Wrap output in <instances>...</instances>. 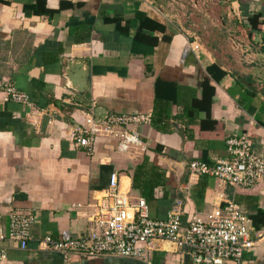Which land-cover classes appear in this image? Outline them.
Masks as SVG:
<instances>
[{
  "label": "crops",
  "instance_id": "1",
  "mask_svg": "<svg viewBox=\"0 0 264 264\" xmlns=\"http://www.w3.org/2000/svg\"><path fill=\"white\" fill-rule=\"evenodd\" d=\"M0 79L29 97L0 94V216L4 225L11 209L35 218L27 248L9 244L5 264H192L164 241L144 261L64 262L39 249L43 236L82 234L113 173L152 219L171 210L207 219L227 202L264 211V180L236 188L187 169L226 158L227 140L242 134L264 156V0H0ZM91 110L147 116L130 127L140 148L118 152L104 136L91 154L76 148L71 135ZM153 167L164 183L150 187ZM246 264H264V241Z\"/></svg>",
  "mask_w": 264,
  "mask_h": 264
},
{
  "label": "built area",
  "instance_id": "2",
  "mask_svg": "<svg viewBox=\"0 0 264 264\" xmlns=\"http://www.w3.org/2000/svg\"><path fill=\"white\" fill-rule=\"evenodd\" d=\"M192 47L188 44L187 53ZM198 44L193 49H198ZM3 101L29 104V97L17 90L13 83L0 79ZM147 116L125 113L99 114L91 110L87 126L74 129L71 140L76 148L93 151L98 137L115 140L118 152H128L141 146L139 133L132 126L148 122ZM227 157L214 164L190 161V175L208 176L236 188H252L264 180V156L257 154L245 134L226 142ZM87 226L82 234L62 231L39 239V249L55 252L67 262L72 256L94 258L114 256L144 261L151 245L157 241L173 244L192 264H246L255 245L264 241V229H257L251 215L235 203L227 202L207 219L182 220L179 210L168 212L164 220L152 219L143 198L132 202L119 186L116 173L110 175L107 189L87 205ZM35 222L31 211L11 209L3 224L0 216V264L7 260L9 244L27 248L32 239Z\"/></svg>",
  "mask_w": 264,
  "mask_h": 264
},
{
  "label": "trees",
  "instance_id": "3",
  "mask_svg": "<svg viewBox=\"0 0 264 264\" xmlns=\"http://www.w3.org/2000/svg\"><path fill=\"white\" fill-rule=\"evenodd\" d=\"M146 165H148L147 162H146ZM142 174H145L143 165H141L139 167V170L134 175L135 176L133 179V184H134L133 187L134 188L140 189V186L138 185L139 181H138L137 177H140V175H142ZM146 179H148L147 181H150V183H149L150 187H153V186L159 185V184L161 185L162 183H164V174L153 167V169L150 170L146 174ZM151 181H152V185H151ZM251 218L253 220V224L255 225V227L257 229H264V211L263 210H258L254 216H251Z\"/></svg>",
  "mask_w": 264,
  "mask_h": 264
},
{
  "label": "rangeland",
  "instance_id": "4",
  "mask_svg": "<svg viewBox=\"0 0 264 264\" xmlns=\"http://www.w3.org/2000/svg\"><path fill=\"white\" fill-rule=\"evenodd\" d=\"M259 243H261V242H259ZM259 243H257L256 245H255V247H254V249H253V253H257V251L259 250Z\"/></svg>",
  "mask_w": 264,
  "mask_h": 264
},
{
  "label": "water",
  "instance_id": "5",
  "mask_svg": "<svg viewBox=\"0 0 264 264\" xmlns=\"http://www.w3.org/2000/svg\"><path fill=\"white\" fill-rule=\"evenodd\" d=\"M72 89H74L75 91H77L79 93H82L84 91V89H81V88L80 89H77V90L75 88H72Z\"/></svg>",
  "mask_w": 264,
  "mask_h": 264
}]
</instances>
